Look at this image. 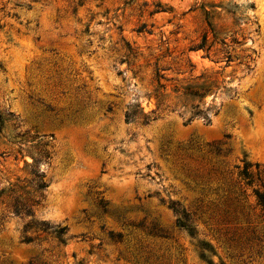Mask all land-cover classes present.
Masks as SVG:
<instances>
[{
    "label": "rangeland",
    "instance_id": "1",
    "mask_svg": "<svg viewBox=\"0 0 264 264\" xmlns=\"http://www.w3.org/2000/svg\"><path fill=\"white\" fill-rule=\"evenodd\" d=\"M0 115V264H264V0H0Z\"/></svg>",
    "mask_w": 264,
    "mask_h": 264
},
{
    "label": "trees",
    "instance_id": "2",
    "mask_svg": "<svg viewBox=\"0 0 264 264\" xmlns=\"http://www.w3.org/2000/svg\"><path fill=\"white\" fill-rule=\"evenodd\" d=\"M201 48V47H199ZM227 61L230 62V56L227 57ZM159 72L156 74V77L158 78H162L161 75H159ZM0 122H2V117L0 115ZM40 160L45 161L49 158V154L46 151H41L40 152ZM251 166L249 164H244L242 170L240 171V176L246 180V185L250 186L253 182H254V175L257 177V180H259V171H256L255 174H253L249 168ZM255 168H258V165H255ZM33 177H34V187H35V191H42L44 190L47 185L44 182V176L40 173H33ZM256 201H257V205L260 207L261 211L263 212V216H264V185H261V188H256L253 190ZM41 195H39L40 197ZM39 204V199H30V198H20L17 197L13 200L12 205L10 206V210L12 211L13 215H29L31 208L35 205ZM170 208L173 210L174 213H177V209H176V204L175 203H171ZM177 225L183 229H187L188 226L186 225V223L180 221L179 219L176 220ZM65 229L62 228L59 230V233L63 232ZM190 232V231H189ZM113 239H115V241H119L121 240L122 236L121 235H115L112 236ZM211 264V263H210Z\"/></svg>",
    "mask_w": 264,
    "mask_h": 264
}]
</instances>
